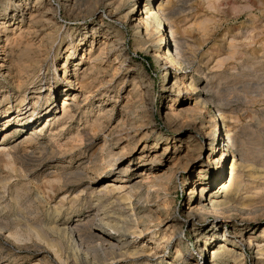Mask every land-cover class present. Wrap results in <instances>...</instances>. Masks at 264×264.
Here are the masks:
<instances>
[{"label":"rangeland","instance_id":"374dc122","mask_svg":"<svg viewBox=\"0 0 264 264\" xmlns=\"http://www.w3.org/2000/svg\"><path fill=\"white\" fill-rule=\"evenodd\" d=\"M36 1L0 31V264H264V0H161L158 62L144 0ZM199 184L233 205L190 213Z\"/></svg>","mask_w":264,"mask_h":264},{"label":"bare ground","instance_id":"6f19581e","mask_svg":"<svg viewBox=\"0 0 264 264\" xmlns=\"http://www.w3.org/2000/svg\"><path fill=\"white\" fill-rule=\"evenodd\" d=\"M36 0H33V3H30V2H27V0H19L18 2H14L15 3V5L16 6H19L20 8H19V10L18 11H15V10H12V12H11V17L10 18H7V17H2V18H0L1 20H0V31L3 29V27L6 25V23L7 22H9V24H10V21H14L15 19H19L20 21H19V23L20 22H22V18H23V16H22V14H24L25 13V11L26 10H29V16H33V18L35 17V14H36V12L37 11H39L38 10V7H37V5H36ZM137 2H138V0H134V3L132 4V7L130 8L131 9V11H134L133 10V8H134V6L137 4ZM141 2H142V0H141ZM164 6L165 5H163L162 4V1L161 0H144V3H143V5H142V8L140 9V11L139 12H137V13H134V14H132L131 15V20H132V26L135 28V29H141V33H142V38H144V40L143 41H140L141 42V44L143 45V46H146L147 47V50L148 51H150V53L153 55V59L154 60H158V61H160V59L162 60L164 57H163V55L161 54L160 55V53H159V51H158V49H157V46H158V44L160 43L159 41H162L163 40V37H162V35H161V29H162V27H163V24H164V22H163V20H165L164 19ZM16 8V7H15ZM131 11H129V12H131ZM42 13V12H41ZM18 14V15H17ZM9 15V16H10ZM37 15H38V12H37ZM41 16V15H40ZM43 16V15H42ZM128 17V16H127ZM29 19V18H28ZM41 19V18H40ZM39 20V19H38ZM34 23H36V22H34ZM21 24V23H20ZM30 24V23H29ZM7 26H8V24H7ZM29 26V25H28ZM5 29V28H4ZM29 29V28H28ZM32 29V28H31ZM33 30V29H32ZM34 31V30H33ZM23 32V31H22ZM139 32V31H138ZM30 34V33H29ZM28 34V35H29ZM2 35V34H1ZM107 39V38H106ZM30 40H32V39H30ZM28 43V42H27ZM41 43V42H40ZM101 44V45H100ZM37 45V44H36ZM107 45H108V43L106 42V40H105V42H104V40L102 41V42H100L99 43V49H98V54H99V56L102 54V53H105L104 52V50L106 49V47H107ZM138 45V44H137ZM6 46V45H5ZM5 46H3V45H0V67H3L4 66V64H5V62H6V56H7V51L5 50ZM39 46V45H38ZM40 47V46H39ZM46 48V47H45ZM140 48V47H139ZM8 49V48H7ZM108 49V48H107ZM9 51V50H8ZM12 51V50H11ZM107 53V52H106ZM9 54V53H8ZM89 54H91V49H90V51H89ZM103 55V54H102ZM91 56V55H90ZM98 56V57H99ZM92 57V56H91ZM96 57H97V55H96ZM97 57V58H98ZM100 57H102V56H100ZM89 59V58H88ZM89 61H90V59H89ZM91 61H92V59H91ZM157 61V62H158ZM12 62V61H11ZM33 66V65H32ZM37 67V66H36ZM21 68V67H20ZM20 70V69H19ZM9 71V70H8ZM14 71V70H13ZM25 71V70H24ZM23 72V71H22ZM76 72V71H75ZM90 72V71H89ZM83 73V72H82ZM22 74V73H21ZM147 74H148V72H147ZM19 75H20V73H19ZM84 75V74H83ZM149 75V78H154V77H152V74H148ZM156 75V74H155ZM74 76V78H73V83H75L76 84V80H78L77 78H76V76L75 75H73ZM79 76V75H78ZM82 77H84V76H82ZM19 79V78H18ZM86 81V80H85ZM140 81V80H139ZM79 83L80 84H83L84 85V80L83 79H81L80 78V81H79ZM78 84V83H77ZM88 84H89V82H88ZM196 82L194 81V84H193V86H194V88H196L197 86H196ZM82 85V86H83ZM86 86H84V87H87V83L85 84ZM148 85V84H147ZM81 86V87H82ZM80 87V88H81ZM191 88V87H190ZM197 89V88H196ZM84 90V89H83ZM203 90V89H202ZM192 91V90H191ZM194 91H195V89H194ZM83 92V91H82ZM197 92V91H196ZM199 92V91H198ZM204 94V93H203ZM66 95V94H65ZM74 96H76V94L74 95ZM73 96V97H74ZM197 98V97H196ZM204 98V97H203ZM203 98H197L196 100H194L195 102V104L196 103H201L202 105L204 104V99ZM207 99V98H206ZM71 100L72 101H74L75 99L74 98H71ZM75 102V101H74ZM73 103V102H72ZM73 105H76V104H73ZM73 105H70V103H68L67 101H65V99H63L62 100V104H61V111H62V115H69V117H70V113H71V107L73 106ZM201 105V106H202ZM199 106V105H198ZM18 109H19V107H18ZM73 109V108H72ZM20 111V109L19 110H17V112H19ZM201 111V110H200ZM6 113H8L9 112V110H6L5 111ZM104 113V112H103ZM110 114V113H109ZM105 116V115H104ZM212 118V117H211ZM98 119V118H97ZM211 121H213L212 123L213 124H215V126H216V123H215V120H214V118H212V120ZM95 122H97V121H95ZM97 123H99V122H97ZM97 123H95V126H97L98 124ZM214 126V127H215ZM91 127V126H90ZM93 128V127H92ZM81 137V136H80ZM88 139V138H87ZM227 142H229V140H228V138H227ZM2 149V148H1ZM0 149V150H1ZM3 149H4V147H3ZM224 155H225V153L222 151L221 153H219V155H217L218 156V162H217V164L218 163H220V162H222V160H223V157H224ZM113 156V155H112ZM115 156V155H114ZM113 156V157H114ZM207 161H210V158L208 157V159H207ZM234 163V162H233ZM110 164V163H109ZM108 164V165H109ZM111 165V164H110ZM210 165L208 164L207 166H205L204 168H201L200 169V171H199V176H198V178H197V180L199 181L200 179H201V177L202 176H200V175H203L202 173H203V171L204 170H206V169H210V167H209ZM234 165L232 164V166L231 167H233ZM233 169V168H232ZM234 170V169H233ZM234 173V172H233ZM233 173H231V174H233ZM232 180V179H231ZM234 180V179H233ZM232 180V181H233ZM218 181V180H217ZM216 181V182H217ZM219 184V183H218ZM233 184V183H232ZM225 187V186H224ZM232 191H233V189H232V187L229 185V186H227L224 190L222 189V187L220 188V186H219V188L218 187H216L215 189H213V190H208V187L207 186H204V185H202V184H199V195L197 196V199L195 200V202L193 203V204H191L190 206H189V209L190 210H188V211H190V213H191V211H197V212H199L200 213V215H201V219L205 216V214L207 213V210H206V206L207 205H209V207H211L210 209H212V213H213V211H220V209H223V210H225V209H227V208H229V206H231V205H233V202H234V193H232ZM191 192L193 193V192H196V190H195V188H192L191 189ZM236 192V191H235ZM97 194V193H96ZM209 209V210H210ZM58 210V209H57ZM189 213V214H190ZM197 214V213H196ZM216 214H219V213H216ZM197 215H199V214H197ZM215 215V214H214ZM57 217V216H56ZM215 218V220H217V221H219V215L217 216V215H215L214 216ZM54 219V218H53ZM54 224H52V226H53V228L55 229L56 227H57V218H55V220H53L52 221ZM64 223V222H63ZM61 224V223H60ZM68 224V223H67ZM63 225H65V224H62V225H58L59 227H63ZM213 225V224H212ZM106 226H109L110 227V225H108V223H107V225ZM118 226V225H117ZM64 227H66V225L64 226ZM72 227V226H71ZM219 227V226H218ZM69 228V227H68ZM75 228H76V226H75ZM104 228V227H103ZM51 229H52V227H51ZM57 229V228H56ZM107 229V228H106ZM110 229V228H109ZM69 230V229H68ZM76 230V229H75ZM116 230V229H115ZM61 231H62V229H61ZM126 231V230H125ZM65 232V231H64ZM68 232V231H67ZM108 232V231H107ZM211 232H213L212 234L214 235V236H216V238L217 239H219V241H218V244H216V246H215V249L212 251V254L213 255H215V256H221V257H235V256H238L240 253H238V251L237 252H235L234 253V250H233V248H232V246H229L228 244H227V240H228V238L225 236V233H223V234H220L219 232L220 231H218V229H212V231ZM119 233V232H118ZM120 233H121V231H120ZM118 234V235H121V234ZM69 234H71V233H69ZM67 237V236H66ZM103 237V236H102ZM110 237H113L114 238V236H112L110 233L108 234V238H106L105 239V237H104V241L106 242V243H108L107 245L109 246V250L110 249H113V247H115V244H117V243H120L121 241V236H115V238H114V240L113 241H115V244H113V242L111 241V240H109V239H111ZM101 238V237H100ZM124 238V237H123ZM123 240V239H122ZM125 241V240H124ZM124 243V242H123ZM122 243V244H123ZM249 244H250V241L248 242ZM100 244H102V243H100ZM99 245V244H98ZM103 245H105L104 243H103ZM107 246V247H108ZM99 247H100V249H103V247H101V245H99ZM117 249H119V247H117ZM112 251V250H111ZM121 251V250H120ZM178 252V251H177ZM107 253V252H106ZM238 254V255H237ZM241 256V255H240ZM231 258V259H232ZM237 259H238V257H236ZM240 258V257H239ZM216 259H218V258H216ZM230 259V258H229ZM238 261V260H237ZM233 261H231V263H232ZM236 262V261H235ZM234 263V262H233ZM237 264V263H236Z\"/></svg>","mask_w":264,"mask_h":264},{"label":"trees","instance_id":"16d2710c","mask_svg":"<svg viewBox=\"0 0 264 264\" xmlns=\"http://www.w3.org/2000/svg\"><path fill=\"white\" fill-rule=\"evenodd\" d=\"M154 79V78H153Z\"/></svg>","mask_w":264,"mask_h":264}]
</instances>
